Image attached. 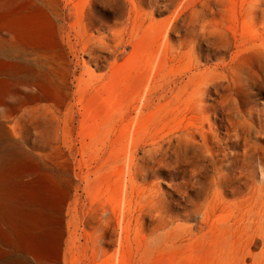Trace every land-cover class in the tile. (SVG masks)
<instances>
[{
  "label": "rangeland",
  "instance_id": "1",
  "mask_svg": "<svg viewBox=\"0 0 264 264\" xmlns=\"http://www.w3.org/2000/svg\"><path fill=\"white\" fill-rule=\"evenodd\" d=\"M29 4L43 28L26 60L8 57L26 69L11 78L18 95L0 98V153L22 149L70 185L51 264H264V0ZM229 80L263 119L247 140ZM201 136L217 145L215 166ZM244 149L255 179L227 186Z\"/></svg>",
  "mask_w": 264,
  "mask_h": 264
},
{
  "label": "bare ground",
  "instance_id": "2",
  "mask_svg": "<svg viewBox=\"0 0 264 264\" xmlns=\"http://www.w3.org/2000/svg\"><path fill=\"white\" fill-rule=\"evenodd\" d=\"M39 9H41V8H38L36 11H33L30 7L29 0H0V37H2V39L9 37L8 39H6L8 41L6 43V46H0V98L5 97V96H9V95H14V94L18 95V92L17 93L14 92L15 82L11 78L15 77L19 73H22L26 69V67L23 65L11 62L10 61L11 59H9V58L17 55V56H21L22 59H24V60L27 59V57L29 55L28 49H29V45H30V40H32L31 38H33L35 35H37L39 32H41L40 30H41V28H43V24L41 23L42 26L40 24V19L44 16L41 14L42 12ZM253 55H255V54H253ZM258 60L262 63V66H263L260 81L264 82V46H263V48H261V53H260V57L258 58ZM222 70H223V68H222ZM182 76H184V75L182 74ZM226 76H227V74H226ZM2 77H5V78H2ZM176 80H178V78ZM215 80H217V78H215ZM181 81H182V79H181ZM217 81H219V80H217ZM227 82H228V80H227ZM197 84H199V83L197 82ZM223 87H224V84H223ZM227 89H228V93L231 92V95L235 97V100L233 99L235 101V105H236L234 112L238 115V117L240 119H243V122L252 123V125H247V126L243 127V130H242V131H245V137L243 139L247 140L246 136L249 137L251 128L253 126H255L254 125L255 121L257 120L258 127H261L262 126L261 120H263V119L260 116L255 118L254 114L256 112L251 108L247 109L246 107H244V105L241 103L240 98L238 97V92L240 91V93H243V89L241 87L239 88L236 85H234L233 80H231V81L229 80ZM221 90H222V88H221ZM180 91H181V89H180ZM214 92L216 93L215 90H214ZM57 94L60 95L59 93H57ZM57 94H56V96H57ZM179 94H177V95H179ZM144 95H145V92H144ZM148 97L151 98L150 95ZM228 97L231 98L230 95ZM199 98H200V96H199ZM3 100L5 101V98ZM192 100H193V98H192ZM194 100H195V98H194ZM222 100L223 101L226 100L225 96H224V99L222 97ZM198 102H201V101L198 100ZM193 103H195V102H193ZM185 104H186V102H185ZM185 104H183V106ZM193 106L194 105H192V107ZM139 107L140 106H138V108ZM175 108H177V107H175ZM201 108H203V107H201ZM226 108H228V107H226ZM177 109H180V108H177ZM184 109H187V108H184ZM220 109H221V107H220ZM228 109L230 111L232 110V108H228ZM180 110L182 111V109H180ZM224 110H225V108H224ZM199 111H200V109H199ZM164 112L166 113V111H164ZM182 112H184V110ZM225 112H226V110H225ZM173 114H174V110H173ZM177 114H179V113H177ZM186 114H187V112H186ZM186 114H185V116H186ZM193 114H195V113H193ZM197 114L195 115V118L198 115L200 116L201 113L198 115ZM208 114H209V112H208ZM171 115H170V117H171ZM258 115H261V113H258ZM192 116H194V115H192ZM163 117H165V116H163ZM168 117H169V115H168ZM177 117H174V118H177ZM188 117H189V115H188ZM200 117H199V119H202V117L201 118ZM207 117L209 118V116H207ZM174 118H173V120H174ZM195 118H193V119H195ZM189 119H190V117H189ZM197 119H195V120H197ZM198 120H197V122H198ZM161 121H162V119H161ZM201 121H203V119ZM192 122H194V121H191V124H193ZM184 123H183V125H184ZM199 123H201V122H199ZM207 123H208V121H207ZM185 124L188 125L187 123H185ZM191 124H190V126H187L186 129L191 130V133L197 132L199 135H201V133H199L198 129L195 128L196 126L192 127ZM204 125H206V124H204ZM170 126H171V128H173L171 124H170ZM168 127H169V125H168ZM202 127H203V125L201 126V128ZM254 128L255 127H253V129ZM135 129H136V127H135ZM180 129H182V128H180ZM131 131H132V129H131ZM133 131H135V130H133ZM161 131L163 132V130H161ZM261 131H262V129H258L257 132H261ZM157 133L159 135V132H157ZM11 134H12V132H11ZM129 134L132 135V133H129ZM164 134H165V132H164ZM6 135H7L6 130L4 129L3 126L0 125V138L7 137ZM237 136L239 139L242 138L240 134H237ZM153 137H156V136H153ZM186 137H187V135H186ZM141 141H142V138H141ZM128 142H130V141L128 140ZM200 142H202V144L205 146V148L207 147V150H208L207 152H209L211 149L214 150L210 155H208V154L205 155V157H208L209 160L211 161V165L215 166V164H218L219 159L217 158V156L219 155V152L217 151L216 143L215 142L210 143L207 139H204L203 136H201ZM147 143H149L148 140H147ZM192 147H193V145H192ZM4 149H6V147ZM1 151H3V150H1ZM139 151H140V149H139ZM130 152H131V150H130ZM126 157H127V155H126ZM37 158L35 159L36 162H37ZM233 158H234V160H233V163L231 166H236V168L238 170L236 169L237 171H235L231 168V166L228 167V169H230V171L227 174L229 176V179L226 180L227 186H229V185L239 186V188H240V186H249V182H253L255 179L254 171H253V167H254L253 163H254V159H255V153L252 151V149H244L243 153H241V154L236 153L233 156ZM36 162L30 156V154H28L27 152H25L24 150L19 149V148H13V149L7 150L6 152L3 151L0 153V264H51V262L54 261V259L56 258V256L59 253L61 234H64V233H61V228H62V226H61V220H62L61 214L63 211L62 207L65 203V199L68 196V193H69L68 188L70 185L69 186H62V185L58 184L57 183L58 181H62L61 176H59V174L54 175V176H51V174H50L51 177H48V175L46 176L43 173H41V171L38 170V168H37ZM53 162H54V160H53ZM129 165H131V164H129ZM57 166H60V165H57ZM63 166H65V165H63ZM216 169H218V168H215L214 170H216ZM58 170H60V169H58ZM234 172H237V175ZM50 173H51V171H50ZM232 175H233V177H232ZM129 176H130V174H129ZM64 179H66V177ZM129 181H130V179H129ZM59 183H61V182H59ZM61 184L64 185L63 182ZM67 184H69V183H67ZM219 184L221 186H225L224 183L221 181V176L219 177ZM125 190H126V188H125ZM141 193H143V191ZM123 213L124 212L120 209L119 215H121L123 217V215H124Z\"/></svg>",
  "mask_w": 264,
  "mask_h": 264
}]
</instances>
